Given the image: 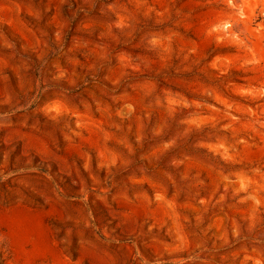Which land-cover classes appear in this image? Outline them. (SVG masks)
<instances>
[{
	"label": "rangeland",
	"instance_id": "374dc122",
	"mask_svg": "<svg viewBox=\"0 0 264 264\" xmlns=\"http://www.w3.org/2000/svg\"><path fill=\"white\" fill-rule=\"evenodd\" d=\"M0 264H264V0H0Z\"/></svg>",
	"mask_w": 264,
	"mask_h": 264
}]
</instances>
